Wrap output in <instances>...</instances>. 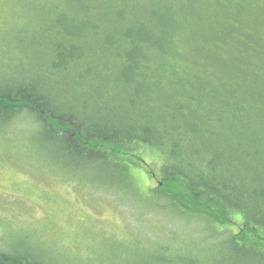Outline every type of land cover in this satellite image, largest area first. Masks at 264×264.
<instances>
[{"label": "trees", "instance_id": "16d2710c", "mask_svg": "<svg viewBox=\"0 0 264 264\" xmlns=\"http://www.w3.org/2000/svg\"><path fill=\"white\" fill-rule=\"evenodd\" d=\"M66 2L72 6L67 15L75 29L60 40L63 50L54 58L48 50L40 57L33 56L35 62L27 65L31 55L21 50L26 61L20 62L33 69L24 72L26 68H22L9 82L0 83V127L9 130L5 125L30 118L40 137L58 145L69 163L84 166L89 162L87 156L91 157L89 152H95L103 158L97 160L100 166L115 168L112 177L124 176L122 187L138 201L146 200L151 207L159 202V208L170 211L192 235L199 237L196 230L203 226L209 242L220 240L229 246L227 250L238 254L217 263L264 264V73L260 71L264 68V41L246 31L251 16L264 15V6L258 7V0ZM28 7L37 9L36 4ZM32 16L31 23L45 18L41 11ZM104 20L114 24V29L101 31ZM93 34L99 55L105 47L111 50L110 63L109 58L106 63L100 58L95 64H85L89 49L72 42L73 37ZM112 37H125L131 46L122 49L121 41ZM56 57L60 59L56 61ZM121 59L131 75L124 87L119 79L116 83L109 79L119 74L117 62ZM92 66L101 70L92 71ZM71 73L79 79L93 74L95 78L83 95L90 109L105 107L113 121L100 118L97 124L64 110L62 101L54 97L58 87L65 89L63 79ZM98 75L105 83H100L104 78ZM79 114L88 115L89 108ZM255 133L259 144L240 148L243 143L237 140ZM72 140L82 152L73 148ZM137 145L149 146L162 158L159 185L146 196L130 184L131 168L115 164L122 160L131 166V161L145 163L134 152ZM152 193L157 198H150ZM151 207L147 210L155 212ZM232 223L241 225L238 234L231 231ZM130 229L133 232L134 226ZM133 242L135 237L130 244ZM185 245L177 258L152 263L154 255H142L104 264H216L202 255L211 248L200 246L195 256L188 251L192 247ZM35 248L26 240L13 251L0 246V264H81L88 259L70 260L58 253L60 258ZM156 249L148 247L150 254H157ZM141 250L144 253L147 248Z\"/></svg>", "mask_w": 264, "mask_h": 264}, {"label": "rangeland", "instance_id": "374dc122", "mask_svg": "<svg viewBox=\"0 0 264 264\" xmlns=\"http://www.w3.org/2000/svg\"><path fill=\"white\" fill-rule=\"evenodd\" d=\"M56 1L0 0L1 84L9 82L22 68H26L24 72L33 69L29 66L25 67L20 62L26 61L23 59L22 49H26L25 54L31 55L27 65L35 62L33 56L40 54V57L44 52L51 50L52 58H54L63 50L59 47L60 40H64V36L67 37L68 33H72L75 29L71 18L67 15L72 6L66 0ZM33 4H36L37 12H44L45 18L42 21L31 23L32 15L37 14L32 12L36 10H30L28 7ZM54 4L56 5L53 7ZM259 6H264V0H258ZM46 7L48 9L43 11L42 9ZM49 12L51 16L48 18ZM250 18L247 21L249 26L246 31L253 33L252 35L259 41H264V15L259 13L258 18L252 16ZM101 26V31L107 28L114 29V24L105 20L101 22ZM96 34L80 35V38L73 37L72 42L89 49V56L84 60L85 64H95L100 58L105 63L110 59L108 62L110 63L111 50L107 51L105 47L104 53L99 55L94 47L97 43ZM99 38L100 43L104 44L101 34ZM112 38L121 41L122 49L131 46V40L125 37ZM92 55H94L93 59H91ZM59 59L55 58L56 61ZM124 61L121 59L117 62L121 67L119 74L109 78L115 83L119 79L122 87L129 85L131 79ZM93 67L95 66L91 68ZM96 70L101 69L95 67L92 71ZM260 71L264 73V68ZM93 77V74H86V79H79L75 74H69L62 82L65 89L61 91L59 87L57 88L56 100L62 101L64 110L68 113H74L78 118L85 120L92 119L99 124L100 118L112 120L114 116L108 115L105 107L97 110L90 109L83 94H86ZM97 78L104 77L98 75ZM46 81L55 85L48 78ZM100 83H105V78ZM86 107L89 108V114L80 115L79 113L84 112ZM23 121L20 118L5 125L10 127L9 130L3 126L0 127L1 247H7L8 251H13L26 240L30 248L39 247L42 250L45 249L48 254L53 252L60 258L61 253L70 260L71 257L73 259L88 258L80 262L81 264L115 263L119 259L130 256L134 258L139 256L140 259L142 255H154L151 261L154 263L155 259L181 257L180 248L185 243H187L185 246L192 247L188 251L194 252L195 256L197 252H200V246L211 248L202 255L213 263L216 261V264L225 258L231 259L232 256H238L237 253L227 250L229 246L224 245L220 240L209 242L203 226H199L196 230L199 237L194 236L191 229H184L182 223L179 224L178 220L172 218L174 215L170 211L160 209L162 205L159 202H155L151 207L150 202L146 200L138 201L131 195L129 189L122 187L126 181L124 176L112 177L111 175L115 174V168L106 170L102 165L100 166L98 161L103 158L96 156L95 152H89L91 157L87 156L89 162L84 166L69 163L64 153L59 151L58 145L48 143L49 139L45 142L40 137L38 127L36 128L30 118ZM237 141L243 143L240 148L259 144L257 134L245 136ZM71 144L79 152L83 151L82 147L74 143V140ZM61 148L64 149V146ZM134 152L140 155L145 163L131 161L133 163L131 166L130 163L122 160L115 161V164L131 168L128 169L130 184L137 193L146 196L159 185L162 158L149 146H134ZM262 158L264 159V156ZM110 161V159L107 160V162ZM112 182L119 184L113 185ZM112 186L115 188L111 189ZM258 196L255 194L254 198ZM150 198L155 199L157 195L152 193ZM128 199L133 203H130ZM149 207L155 212L147 210ZM235 216L238 220L241 218L238 215ZM196 222L205 225L203 221ZM131 226H134L133 232H131ZM230 227L232 232L236 234L240 232L241 225L232 223ZM218 228L222 229L221 224ZM251 229L252 227L249 231H252ZM134 237V245H131L130 242L134 241ZM149 245L158 248L155 252L158 253L150 254ZM137 248L144 251L147 248L148 252L142 253V250ZM132 260L135 259L132 258Z\"/></svg>", "mask_w": 264, "mask_h": 264}, {"label": "bare ground", "instance_id": "6f19581e", "mask_svg": "<svg viewBox=\"0 0 264 264\" xmlns=\"http://www.w3.org/2000/svg\"><path fill=\"white\" fill-rule=\"evenodd\" d=\"M80 45V44H79ZM82 47V45L79 46V48ZM54 98H57V97H54Z\"/></svg>", "mask_w": 264, "mask_h": 264}]
</instances>
